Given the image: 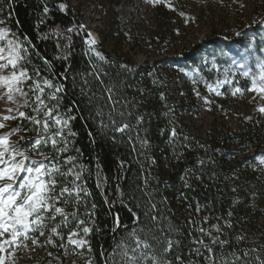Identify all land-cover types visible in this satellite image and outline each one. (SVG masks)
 Instances as JSON below:
<instances>
[{
  "label": "trees",
  "instance_id": "1",
  "mask_svg": "<svg viewBox=\"0 0 264 264\" xmlns=\"http://www.w3.org/2000/svg\"><path fill=\"white\" fill-rule=\"evenodd\" d=\"M63 1L0 0V46L8 50L10 40L20 45L19 64L31 77L24 91L40 84L45 88L42 98L52 108L58 101L48 96L62 87L56 93L59 114L74 117L63 132L66 152H53L48 144L28 153L54 155L53 163L58 162L63 172L75 166L74 171L82 174L76 183L88 193H80L79 204L73 196L67 207L62 201L57 205L76 216L69 215L66 226L61 215L51 223L60 227L58 235L50 232L41 245L47 264H65L73 248L72 232L85 239L90 264H124L121 254L124 246H134L129 236L134 229L151 246L144 254L156 257L160 264H264V164L260 163L264 112L254 111L238 130L199 133L190 121L195 113L188 78L195 76L204 83L214 80L212 71L225 65L224 51L215 57L213 44L202 41L180 47L170 57H161L159 51L160 59L150 64L137 63L133 60L136 45L157 50L164 41L173 40L168 22L178 31L183 21L182 13H170L178 0H152V34L141 35L133 45L127 41L107 47L101 41L87 43L89 35L72 9L59 8ZM121 24L116 17L114 28L119 30ZM126 34L124 29L122 36ZM222 41L231 44L225 38ZM239 44L235 48L251 63L257 59L260 63L254 47ZM201 52L210 57L209 66L198 61ZM45 81L53 87L47 88ZM29 96L35 99V94ZM23 99L16 95L13 113L36 115L31 108L20 107ZM38 119L46 117L41 113ZM21 124L27 130L13 137L21 147L30 148L39 135H45L33 130L42 125L19 117L10 130ZM49 124L48 135L58 131L54 121ZM123 125L128 126L123 132L115 130ZM67 157L74 158L72 163H64ZM57 179L60 187L71 188L74 176ZM85 227L91 229L87 234Z\"/></svg>",
  "mask_w": 264,
  "mask_h": 264
},
{
  "label": "rangeland",
  "instance_id": "2",
  "mask_svg": "<svg viewBox=\"0 0 264 264\" xmlns=\"http://www.w3.org/2000/svg\"><path fill=\"white\" fill-rule=\"evenodd\" d=\"M151 1L64 0L63 4L76 14L80 26H83L88 35L91 34L89 38L96 42L101 41L107 47L113 43L125 44L127 41L133 45L138 42L137 38L141 35L152 34L155 25ZM176 5V10L170 13H182L183 21H180L178 31L171 21L168 22L174 32L173 40L164 41L157 50L136 45L133 60L141 64H150L155 59H160L157 55L159 51L162 52L161 57H170L176 54L180 47L190 48L196 43L210 41L215 57H219L221 51H224L225 65L216 67L212 71L214 80L207 83L198 81L195 76L188 78L186 84L194 103L192 112L195 113L190 118L191 125L193 130L199 133L212 129H216L217 132L242 129L254 111L264 107V93L250 91L252 78L241 75L248 69L259 74L261 64L264 63V0H178ZM116 17L122 20L119 30L114 28ZM124 29L127 31L126 37L122 36ZM224 38L231 42L230 46L222 41ZM238 42L241 43L239 44L241 48L254 47L255 57L261 59L260 63H257L258 59L251 63L248 56L236 49ZM0 48L5 49L4 53L0 54L6 55L7 46L3 45ZM197 57L204 66H209L210 57H206L204 52L199 53ZM12 71V67L9 66L0 72V75L7 76ZM226 76L232 83L218 86L217 82L223 81ZM208 85H212L216 91H210ZM236 88H240L241 92L233 95ZM217 91L221 94L217 95ZM11 103L7 99L5 87L0 84V117L15 115L13 111H8L12 109ZM13 120L0 119V123L5 125L4 128H0V135L10 131ZM13 137L14 135L9 137L10 142H13ZM26 154L33 160L43 159L42 156H32L28 152ZM45 215L50 216L51 213ZM51 228L52 224L48 223L42 229L43 235L38 231L30 232L29 239L24 240L21 237L22 243L18 247L6 246V250L0 252V256L5 258V264H47L43 258L41 245ZM4 238L10 237L6 235ZM33 239L37 241L35 245L32 244ZM71 239L85 241L79 235L72 236ZM85 247L86 243L79 247L73 244L65 264H90L86 258Z\"/></svg>",
  "mask_w": 264,
  "mask_h": 264
},
{
  "label": "snow or ice",
  "instance_id": "3",
  "mask_svg": "<svg viewBox=\"0 0 264 264\" xmlns=\"http://www.w3.org/2000/svg\"><path fill=\"white\" fill-rule=\"evenodd\" d=\"M66 5L60 4L59 8L61 11L65 9ZM45 12L48 11L47 8L44 9ZM183 15V14H182ZM80 27H83L82 25ZM71 32L72 29L67 30ZM3 30H0L2 33ZM91 34H89L90 37ZM240 35V33H237ZM3 36H0L2 39ZM89 45H95L96 41L89 38L87 41ZM9 48L8 54H0V72L9 66L12 67L13 71L10 75L3 76L0 75V84L6 89L7 99L10 102H15L16 95L23 97V104L20 107L31 108L33 112L36 113L34 116L27 115L24 111L16 110L15 115L2 116L0 119L9 120L23 118L24 120L29 121L36 127L33 130L43 131L45 135H39L35 141L31 143L30 148L21 147L19 141L10 142L9 137L15 135L16 133L27 130L26 127L21 124L16 128L11 129L9 132H6L0 135V252L6 250V246L18 247L22 243L21 237L24 240L29 239L30 232H39L40 235H43V230L48 223H55L58 215L64 217L63 223L65 226L68 222V216H76V213L71 214L64 213L63 207L57 206L61 201L63 202L64 207H67L71 204L72 197L75 196V203L79 204L81 200L80 193L83 192L84 195H88L87 191L82 188L81 185L77 184L76 181L81 179L82 174L80 172L74 171L73 168H69L67 172H63L59 163H53L56 157L44 155L43 152L40 154L43 156L41 160H33L26 153L31 151L32 153H37L40 150L41 145H51L53 152H66L67 149V138L63 136L64 129L68 127V123L72 117L71 115H60L59 114V97L56 93L61 92L62 87H56L55 92L51 93L48 96L49 100H57V105L49 108L45 99L42 97L45 95V88L41 87L40 84L36 83L29 88V91H24L25 82L31 77H29L26 69H23L19 64V60L23 59L19 55L18 49L20 45L14 41H8ZM90 50H93L90 48ZM5 49L0 48V53H4ZM15 54V55H14ZM96 55L103 60L104 57L99 53ZM123 67V66H122ZM181 71H183L181 69ZM227 73V70H226ZM244 77L252 78V87L250 91H259L264 93V63L261 64V71L259 74L251 71V69L245 70L241 73ZM231 84L232 81L226 78L223 81H218L217 85ZM45 86L47 88H52L53 85L45 81ZM210 91H216L212 85H208ZM111 93V89H107ZM241 92L240 88H236L233 92V95ZM29 93L35 94V99L30 100ZM198 96L199 92L196 93ZM217 95H220L218 91ZM109 100L111 101V95H109ZM35 104V107H33ZM260 112H264V107L258 109ZM9 112H12L13 109H8ZM57 112L56 116H53V112ZM71 112V109H69ZM46 117L44 120L38 119L40 114ZM99 114V113H98ZM49 121H54L55 125H59L58 131L48 135L50 131ZM113 124L115 121L113 120ZM5 125L0 123V128H4ZM106 127V125H105ZM127 125H123L120 128H116V131L123 132ZM70 135H76L75 133L69 132ZM175 131L172 135L175 136ZM24 137H20V140H23ZM142 143H147L143 141ZM74 160L73 157H67L64 161L65 164L72 163ZM261 164H264V159L260 160ZM74 176V179L71 181L72 187L69 188L67 185L60 187L57 177ZM59 187V191L56 189ZM93 207H95L93 205ZM51 213L50 216L45 215L46 213ZM155 219V217H153ZM83 224V221H80ZM119 223V222H118ZM52 227L50 232L52 235H58V228ZM84 233H89L90 228H83ZM203 231V229H201ZM10 238L5 239V236ZM77 233L72 232L70 234L69 243L76 246H82L85 241H76L72 240L71 236H75ZM129 236L134 240V246L131 244L123 247L121 258L124 264H140L142 260H151L152 264H160V261L156 257L147 256L144 254V249L151 247L146 241L139 239L136 235L135 229L129 233ZM35 239L32 240V244H36ZM48 243H52L51 238ZM169 248L172 245V242L169 241ZM199 243H203L200 241ZM63 247V245H61ZM207 247V245H205ZM165 249V252L169 250ZM179 259V257H177ZM0 264H5V258L0 256ZM167 264V262H165Z\"/></svg>",
  "mask_w": 264,
  "mask_h": 264
}]
</instances>
